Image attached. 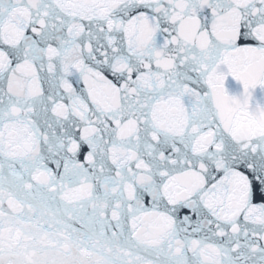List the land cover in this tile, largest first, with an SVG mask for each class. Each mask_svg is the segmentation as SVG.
<instances>
[{
  "label": "snow or ice",
  "instance_id": "1",
  "mask_svg": "<svg viewBox=\"0 0 264 264\" xmlns=\"http://www.w3.org/2000/svg\"><path fill=\"white\" fill-rule=\"evenodd\" d=\"M0 264H264V0H0Z\"/></svg>",
  "mask_w": 264,
  "mask_h": 264
}]
</instances>
